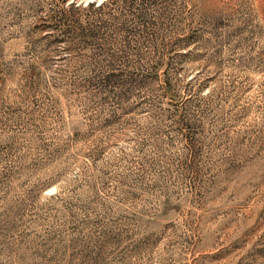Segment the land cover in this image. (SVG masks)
I'll return each instance as SVG.
<instances>
[{
  "label": "rangeland",
  "instance_id": "rangeland-1",
  "mask_svg": "<svg viewBox=\"0 0 264 264\" xmlns=\"http://www.w3.org/2000/svg\"><path fill=\"white\" fill-rule=\"evenodd\" d=\"M64 6L0 0V264H264V0Z\"/></svg>",
  "mask_w": 264,
  "mask_h": 264
},
{
  "label": "trees",
  "instance_id": "trees-1",
  "mask_svg": "<svg viewBox=\"0 0 264 264\" xmlns=\"http://www.w3.org/2000/svg\"><path fill=\"white\" fill-rule=\"evenodd\" d=\"M68 1L61 0L65 6L59 11L60 17L57 23L51 25V28L55 31L60 30V38H63L61 40L63 42L72 43L77 38H83L86 43L89 42L87 46L91 45V47H96L104 52L106 39L110 38V34L113 35L115 29H117V21L119 20L118 8L120 9L121 5L125 4L131 7V14H136L132 9H139L136 8L138 3L141 5H152L156 0H106L98 5L96 2H90L88 5L79 4L78 0H74L66 6ZM110 6H113V8L107 10ZM146 16L147 12L144 11L139 15V18L145 21ZM125 28L129 34L134 31L132 25ZM120 78L122 77L118 76L112 69L108 74L105 75L104 73L102 81L111 85L118 80H122Z\"/></svg>",
  "mask_w": 264,
  "mask_h": 264
}]
</instances>
